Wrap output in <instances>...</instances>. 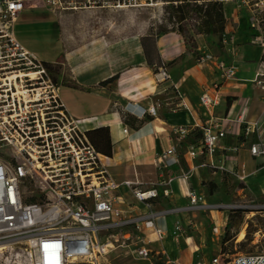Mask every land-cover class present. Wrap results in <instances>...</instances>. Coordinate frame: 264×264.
Here are the masks:
<instances>
[{
	"label": "crops",
	"instance_id": "0c3cea01",
	"mask_svg": "<svg viewBox=\"0 0 264 264\" xmlns=\"http://www.w3.org/2000/svg\"><path fill=\"white\" fill-rule=\"evenodd\" d=\"M24 5L15 23L17 41L41 62L58 69L60 99L85 133L107 130L109 153H99L107 158L105 164L117 183H130L116 192L120 209L137 215L147 210L184 207L191 190L212 204L218 194H207L205 198V185L220 187L224 177L236 187H257L264 193V159L252 157L248 150L251 144L264 145L260 117L264 93L245 82L252 77L254 64L264 52L250 44L246 13L238 10L232 0H222L225 33L230 38L228 54L224 48L213 46V36L195 35L191 46L176 30L152 35L148 21L136 20L139 9L86 6L54 13L40 0H26ZM44 31L52 35L54 44L48 58H39L27 44L33 42V34ZM201 49L224 56L236 68V79L223 83L221 101L212 114L198 104L202 90L217 80L212 66L197 62ZM162 67H167V77L157 79L155 72ZM177 94L187 103L188 111L177 109ZM151 107L156 110L155 117L148 114ZM240 112L249 123L256 124L248 136L241 134L235 124ZM229 113L230 118L235 117L232 127L225 120ZM123 114L142 124L132 128ZM211 122L228 133L225 147H237L236 154H217L215 164L245 163L243 182L235 175L204 167L195 168L186 180L183 173L196 164L187 156L172 167L164 165V152L176 144L171 133L174 127L187 128L195 142L201 135L200 128ZM124 128L127 134H123ZM152 189L157 190L158 198L151 200L146 209L134 199L133 191ZM166 190L167 196L163 194ZM176 222L181 231L174 240ZM226 224L227 217L220 211L159 218L154 225L165 236L146 230L147 247L168 264H206L211 250L220 251L221 237L217 236Z\"/></svg>",
	"mask_w": 264,
	"mask_h": 264
},
{
	"label": "built area",
	"instance_id": "2783aa9c",
	"mask_svg": "<svg viewBox=\"0 0 264 264\" xmlns=\"http://www.w3.org/2000/svg\"><path fill=\"white\" fill-rule=\"evenodd\" d=\"M25 1L0 0V244H24L30 264H96L117 249L149 260L155 253L147 247L146 230L155 231L158 237L165 236L154 225L157 219L235 207L207 203L191 190L184 207L147 210L137 215L120 209L116 192L130 183L119 184L111 176L105 164L107 158L91 144L67 111L59 96V85L46 72L44 63L15 37V23ZM40 1L54 13L77 9L63 0ZM232 1L246 13L250 44L264 52V0ZM229 41L225 32L218 39L227 54L231 52ZM196 59L215 70L217 80L202 90L198 100L199 106L212 114L221 101L223 83L236 79V68L224 56L206 49H201ZM254 67L252 77L245 82L264 93V53ZM155 74L157 79H165L167 70L159 69ZM261 103L264 126V94ZM177 109L189 110L179 94ZM148 114L155 117V108L151 107ZM228 115V126H233L236 117L241 134L248 136L256 127L241 112L234 118ZM127 132L124 128L123 134ZM200 132V139L194 142L187 128L174 127L171 133L176 144L164 152V165L172 167L187 156L196 164L183 173L186 180L195 168L204 167L235 175L243 182L245 163L218 166L214 162V157L223 151L237 153V147L223 145L228 133L214 122L204 125ZM248 150L252 157L264 159L262 143L251 144ZM163 194L167 196L168 191ZM133 197L149 209L150 201L158 198V193L156 189L135 190ZM179 231L181 227L176 222L174 240ZM220 258H224L225 264H264V254H237L231 258L219 255L212 264H219Z\"/></svg>",
	"mask_w": 264,
	"mask_h": 264
},
{
	"label": "rangeland",
	"instance_id": "374dc122",
	"mask_svg": "<svg viewBox=\"0 0 264 264\" xmlns=\"http://www.w3.org/2000/svg\"><path fill=\"white\" fill-rule=\"evenodd\" d=\"M72 7H119L139 9L136 20L148 21L152 35L163 34L170 30L183 32L186 36L192 35L195 29V15L185 7L180 8L182 3L175 0H63ZM67 6V5H66ZM184 6V5H182ZM35 20V18L33 19ZM40 22V21H38ZM35 26V25H34ZM55 33V32H54ZM33 42L27 46L36 52L39 58H48L52 35L39 32L33 34ZM213 46L220 50L218 36H213ZM48 74L58 85L62 84L58 76V69L48 67ZM208 185H205L204 196L207 198ZM218 194V195H217ZM215 203L235 206L232 209L220 210L227 217L226 227L222 230L219 240L220 251L209 253V262L217 258L221 253L229 258L237 254H264V193L257 187H236L228 178L221 180ZM208 202V201H207ZM211 203V202H209ZM209 211H207L208 213ZM205 213V212H204ZM212 225L208 227L211 228ZM212 232V229L211 231ZM226 234V238H225ZM240 234L243 235L242 239ZM24 244L10 245L0 250V264H30ZM224 263L220 258L219 264ZM83 264V263H76ZM96 264H168L158 255H153L149 260H141L131 252L117 249L108 256L100 259Z\"/></svg>",
	"mask_w": 264,
	"mask_h": 264
},
{
	"label": "trees",
	"instance_id": "16d2710c",
	"mask_svg": "<svg viewBox=\"0 0 264 264\" xmlns=\"http://www.w3.org/2000/svg\"><path fill=\"white\" fill-rule=\"evenodd\" d=\"M168 1V0H167ZM181 2L182 6L189 9L195 15V29L192 31V35L186 36L180 30L177 31L184 40L189 44H194L195 35H205V36H218V39L225 32L226 20L223 13L222 0H175ZM45 67H50L48 64L44 63ZM161 69L167 70V67H162ZM156 71L155 73H157ZM123 118L128 125L135 128L142 124V121H138L132 118L128 114H123ZM91 144L97 149V151L107 155L109 152L107 150L108 145V133L105 129H96L92 132L86 133ZM201 135L197 138L200 139ZM218 193V187L213 183H208V194L215 195ZM226 238V234H225ZM221 255H225L221 253ZM226 261L223 263L225 264Z\"/></svg>",
	"mask_w": 264,
	"mask_h": 264
},
{
	"label": "bare ground",
	"instance_id": "6f19581e",
	"mask_svg": "<svg viewBox=\"0 0 264 264\" xmlns=\"http://www.w3.org/2000/svg\"><path fill=\"white\" fill-rule=\"evenodd\" d=\"M242 237H243V235L240 234V238H239V239H242ZM6 244H7V243L0 244V250L6 248Z\"/></svg>",
	"mask_w": 264,
	"mask_h": 264
},
{
	"label": "flooded vegetation",
	"instance_id": "af4514ba",
	"mask_svg": "<svg viewBox=\"0 0 264 264\" xmlns=\"http://www.w3.org/2000/svg\"><path fill=\"white\" fill-rule=\"evenodd\" d=\"M45 69H46V72H48V67H46Z\"/></svg>",
	"mask_w": 264,
	"mask_h": 264
}]
</instances>
